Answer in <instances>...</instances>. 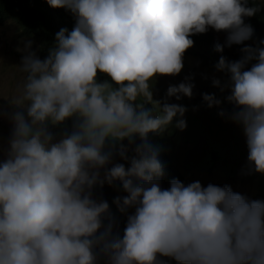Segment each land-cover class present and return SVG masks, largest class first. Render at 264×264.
<instances>
[{
  "label": "rangeland",
  "instance_id": "obj_1",
  "mask_svg": "<svg viewBox=\"0 0 264 264\" xmlns=\"http://www.w3.org/2000/svg\"><path fill=\"white\" fill-rule=\"evenodd\" d=\"M179 1L221 44L237 42L228 10ZM78 2L82 22L114 40L137 75L125 97L81 79L87 143L77 142L36 123L25 92L38 45L11 18L0 23V264H264L259 95L162 37L135 44L121 20L128 0ZM139 98L159 117L185 191L166 190L137 156Z\"/></svg>",
  "mask_w": 264,
  "mask_h": 264
},
{
  "label": "trees",
  "instance_id": "obj_2",
  "mask_svg": "<svg viewBox=\"0 0 264 264\" xmlns=\"http://www.w3.org/2000/svg\"><path fill=\"white\" fill-rule=\"evenodd\" d=\"M212 1L229 11L231 28L234 22L240 24L237 42L221 44L195 16L183 11L179 0H128L121 20L135 44L162 37L184 55L218 71L242 92L258 94L264 103V4L258 0ZM80 8L78 0H0V23L11 18L38 45V61L26 72L25 92L38 126L87 143L82 126L86 92L81 79L111 82L125 97L132 88L128 81L137 72L114 40L82 22ZM55 94L52 118L47 104ZM137 102L132 106V127L138 158L166 190L173 194L185 191L188 181L169 159L156 111L146 99Z\"/></svg>",
  "mask_w": 264,
  "mask_h": 264
}]
</instances>
